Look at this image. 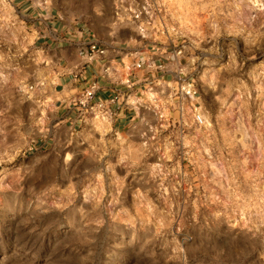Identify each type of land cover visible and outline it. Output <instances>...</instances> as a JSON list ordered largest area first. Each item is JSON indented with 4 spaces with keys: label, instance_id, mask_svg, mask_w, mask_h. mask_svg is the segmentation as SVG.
<instances>
[{
    "label": "clouds",
    "instance_id": "9594fccd",
    "mask_svg": "<svg viewBox=\"0 0 264 264\" xmlns=\"http://www.w3.org/2000/svg\"><path fill=\"white\" fill-rule=\"evenodd\" d=\"M0 264H264V0H0Z\"/></svg>",
    "mask_w": 264,
    "mask_h": 264
}]
</instances>
